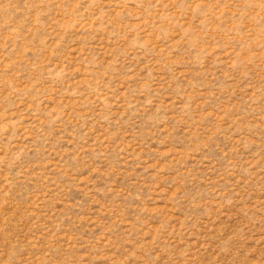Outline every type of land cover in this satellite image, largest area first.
Returning <instances> with one entry per match:
<instances>
[{"label": "rangeland", "instance_id": "374dc122", "mask_svg": "<svg viewBox=\"0 0 264 264\" xmlns=\"http://www.w3.org/2000/svg\"><path fill=\"white\" fill-rule=\"evenodd\" d=\"M0 264H264V0H0Z\"/></svg>", "mask_w": 264, "mask_h": 264}]
</instances>
